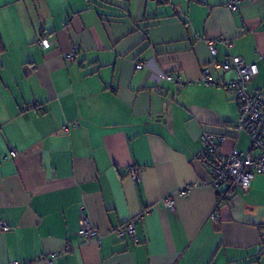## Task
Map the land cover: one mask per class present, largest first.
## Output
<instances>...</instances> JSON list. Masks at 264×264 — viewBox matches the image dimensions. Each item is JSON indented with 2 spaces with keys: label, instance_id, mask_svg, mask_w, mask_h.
Listing matches in <instances>:
<instances>
[{
  "label": "crops",
  "instance_id": "obj_1",
  "mask_svg": "<svg viewBox=\"0 0 264 264\" xmlns=\"http://www.w3.org/2000/svg\"><path fill=\"white\" fill-rule=\"evenodd\" d=\"M230 1L0 0V264L65 246L54 264H264V173L224 188L213 222L219 200L196 159L205 131L226 136L224 153L250 142L234 91L203 86L202 66L256 62L249 90L264 93V0ZM145 209L135 237L108 232ZM82 215L100 244L78 235Z\"/></svg>",
  "mask_w": 264,
  "mask_h": 264
},
{
  "label": "built area",
  "instance_id": "obj_2",
  "mask_svg": "<svg viewBox=\"0 0 264 264\" xmlns=\"http://www.w3.org/2000/svg\"><path fill=\"white\" fill-rule=\"evenodd\" d=\"M242 1L244 0H231L227 6L230 10L235 11ZM220 40L223 41L222 39ZM36 43L44 48L49 46V42L43 38H38ZM215 44V40L208 41L209 49L213 56L216 54ZM77 50V47L73 46L70 51L65 53V61L71 62ZM135 67L140 69L143 64L137 63ZM227 71L233 72V76L228 80H224L221 74ZM258 72L259 68L256 62H246L239 56H229L222 60L213 59L200 69L198 81L203 86L225 87L234 91L239 114V121L234 125V128L238 133L241 131L246 132L250 139L249 148L246 152L232 148L228 153H224L222 148L226 140L225 135L208 131L201 134L202 148L197 153L196 159L210 169V185L215 192L219 193L220 198H223L224 188L226 187H235L246 191L250 186L251 180L257 174L264 173V93L258 89L249 90V83ZM161 77L166 80L176 81L178 86L184 84L179 76L174 78L169 73H162ZM31 108L40 110L36 102L27 103L22 107L23 110ZM69 125L78 127L79 122L77 120L71 121L64 126V129H68ZM10 154L11 156H16L17 153L15 150H11ZM129 173L134 181H138L139 174L136 166L130 165ZM188 188L187 186L183 187L177 192L179 195L184 196L187 194ZM162 203L168 210H173L175 203L173 195L164 197ZM218 204L219 201L209 214V219L213 222H217L220 219ZM149 211L150 209L143 210L136 217L109 229L108 232L113 234L118 240L126 236L135 237L136 222L142 220ZM0 230H9V225L3 219H0ZM78 235L86 242L95 241L97 244L101 242L100 232L85 215H82L79 219ZM69 250L70 247L65 246L58 251L42 254L34 259H15L7 264H37L39 262L54 264V260L57 257ZM261 250L264 251V245L261 246Z\"/></svg>",
  "mask_w": 264,
  "mask_h": 264
},
{
  "label": "trees",
  "instance_id": "obj_3",
  "mask_svg": "<svg viewBox=\"0 0 264 264\" xmlns=\"http://www.w3.org/2000/svg\"><path fill=\"white\" fill-rule=\"evenodd\" d=\"M162 1H163V0H162ZM216 194H217V197H218V200H219V203H220L221 199L225 198V195H223V198H220V197H219V193L216 192Z\"/></svg>",
  "mask_w": 264,
  "mask_h": 264
}]
</instances>
